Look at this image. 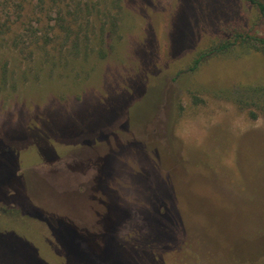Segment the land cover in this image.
<instances>
[{"label":"rangeland","instance_id":"1","mask_svg":"<svg viewBox=\"0 0 264 264\" xmlns=\"http://www.w3.org/2000/svg\"><path fill=\"white\" fill-rule=\"evenodd\" d=\"M241 31L247 0H0V264H264V56L188 71Z\"/></svg>","mask_w":264,"mask_h":264},{"label":"trees","instance_id":"2","mask_svg":"<svg viewBox=\"0 0 264 264\" xmlns=\"http://www.w3.org/2000/svg\"><path fill=\"white\" fill-rule=\"evenodd\" d=\"M249 5L253 7L260 19L264 22V1L263 0H247ZM240 50L241 52L248 53H255L260 54L264 56V37L263 36H253L247 31H241L236 32L230 37L229 39H226L224 41L218 42L216 45H212L204 51L197 54L195 59L193 60V64L188 70L189 72L196 71L199 66L206 61L207 59L211 57H216L219 55H223L225 53H228L230 51ZM254 90V89H253ZM254 92V91H253ZM256 93V99L257 94L262 98V101L264 102V86L260 88L255 89ZM8 151V150H7ZM2 155V163L1 166L4 167V164L7 162L15 161L16 156L10 152H0ZM14 175V173H12ZM37 210H35V216L38 219L39 215L37 214Z\"/></svg>","mask_w":264,"mask_h":264}]
</instances>
